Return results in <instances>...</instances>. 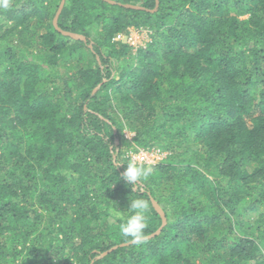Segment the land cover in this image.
<instances>
[{
    "label": "trees",
    "instance_id": "obj_1",
    "mask_svg": "<svg viewBox=\"0 0 264 264\" xmlns=\"http://www.w3.org/2000/svg\"><path fill=\"white\" fill-rule=\"evenodd\" d=\"M60 2L0 11V264H264V0H66L87 41ZM129 26L153 40L133 53ZM152 146L133 193L125 155ZM151 195L162 231L92 262L130 198L159 228Z\"/></svg>",
    "mask_w": 264,
    "mask_h": 264
},
{
    "label": "clouds",
    "instance_id": "obj_2",
    "mask_svg": "<svg viewBox=\"0 0 264 264\" xmlns=\"http://www.w3.org/2000/svg\"><path fill=\"white\" fill-rule=\"evenodd\" d=\"M11 6L12 0H0V11H7ZM126 165L120 178L128 183L133 193L142 192L144 182L154 173V163L147 156L137 153ZM116 166H119V163ZM129 201L130 214L120 224L119 232L132 245L141 246L148 239L145 230L149 226L150 203L147 198L138 196L130 198Z\"/></svg>",
    "mask_w": 264,
    "mask_h": 264
},
{
    "label": "water",
    "instance_id": "obj_3",
    "mask_svg": "<svg viewBox=\"0 0 264 264\" xmlns=\"http://www.w3.org/2000/svg\"><path fill=\"white\" fill-rule=\"evenodd\" d=\"M106 1H108L109 3H112V4H119V5H122V6H124V7H128V8H134V9H147V10H150V11H155V10L158 8V6H159V0H156V6H155V8H153V9L146 8V7H144V6H142V5H139V4H133V3H122V2H118V1H116V0H106ZM65 3H66V0H61V2H60V4H59V7H58V9H57V11H56V13H55V16H54V19H53V24H54L55 28H56L61 34L65 35V36H69V37H71V38H73V39H76V40L79 39V40L87 41L88 38H87L86 35H84V34H82V33L75 32V31H71V30L64 29V28H62V27L59 25V17H60V14H61V12H62L64 6H65ZM89 47H90V48L93 47V42H91V43L89 44ZM97 59H98L99 63H101V58H100L99 55H97ZM105 81H107V78H104V79H103V82H101L99 85H97V86L94 88L93 92L95 93V92L99 89V87L101 86V84L104 83ZM115 142H116V144L118 145V144H119V139L116 138ZM117 150H118V148H117ZM116 158H117V152L114 153V159H116ZM117 163H118V162H117ZM120 164H121V163H120ZM150 198H151V201H152V204H153L154 208L156 209V211H157V212L160 214V216H161L162 224L159 226V228H158L155 232H153V233L147 235L148 238L155 237L157 234H159V233L162 231V229H163V228L166 226V224H167V216H166L165 210L163 209L162 205H161V204H160V203H159V202H158V201H157L152 195L150 196ZM129 244H131V243H129V241H128V242H122V243H120V244H118V245H114L113 247L109 248V249L106 250V251L99 252V254L93 258L92 262H94V260H96V259H99V258L104 257V256L107 255L109 252H111L112 250L118 248L119 246H125V245H129Z\"/></svg>",
    "mask_w": 264,
    "mask_h": 264
},
{
    "label": "rangeland",
    "instance_id": "obj_4",
    "mask_svg": "<svg viewBox=\"0 0 264 264\" xmlns=\"http://www.w3.org/2000/svg\"><path fill=\"white\" fill-rule=\"evenodd\" d=\"M128 30H129V34L125 38L123 37L120 40L118 39H114V40L123 41L124 43H127L128 45H130L133 53L136 52L139 47H143V48L146 47L153 40V36H152L153 30L149 27L129 26ZM125 133H127L128 137H131L134 134V133H131L129 129H125ZM151 148H154L158 151L156 152V155L158 156V160L154 164L158 163L160 160L166 157L167 152L161 150L160 147L152 146ZM129 153L130 151L125 156H129Z\"/></svg>",
    "mask_w": 264,
    "mask_h": 264
},
{
    "label": "built area",
    "instance_id": "obj_5",
    "mask_svg": "<svg viewBox=\"0 0 264 264\" xmlns=\"http://www.w3.org/2000/svg\"><path fill=\"white\" fill-rule=\"evenodd\" d=\"M128 34H123V33L118 34L115 39L120 40L123 37L125 38ZM129 38H131V37H129ZM156 152H158V151L156 149H154V148H151V147L150 148H140L137 151H130L129 156L132 158L137 153H140V154H142L144 156H147L153 163H155L158 160V156L156 155Z\"/></svg>",
    "mask_w": 264,
    "mask_h": 264
}]
</instances>
